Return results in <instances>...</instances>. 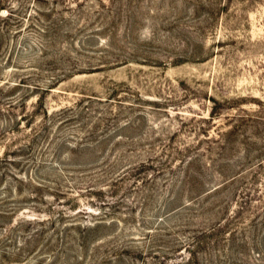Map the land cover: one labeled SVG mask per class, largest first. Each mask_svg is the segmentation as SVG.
Listing matches in <instances>:
<instances>
[{"label": "rangeland", "instance_id": "1", "mask_svg": "<svg viewBox=\"0 0 264 264\" xmlns=\"http://www.w3.org/2000/svg\"><path fill=\"white\" fill-rule=\"evenodd\" d=\"M0 264H264V0H0Z\"/></svg>", "mask_w": 264, "mask_h": 264}]
</instances>
